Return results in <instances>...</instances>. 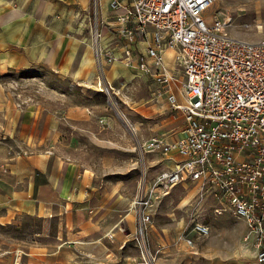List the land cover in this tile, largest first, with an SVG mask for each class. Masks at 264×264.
I'll list each match as a JSON object with an SVG mask.
<instances>
[{
	"label": "rangeland",
	"instance_id": "obj_1",
	"mask_svg": "<svg viewBox=\"0 0 264 264\" xmlns=\"http://www.w3.org/2000/svg\"><path fill=\"white\" fill-rule=\"evenodd\" d=\"M11 9L21 10V16L13 25H0L1 34L16 29L28 43L37 37L52 36L54 41L50 43L55 48L52 63L46 61L52 46L37 58L8 56L0 49V154H3L1 146L22 151L21 133L28 115L42 120L47 113L62 115L65 109L71 108L87 114L82 129L68 134L74 145L82 147L78 156L84 162L109 167L115 179L129 185L136 182L139 187L144 177L150 179L160 172L164 156L140 150L138 144L152 136L173 137L184 128L185 122L182 113L172 109L165 100L159 104L151 99L155 82L141 76L132 78L135 64L127 65L121 59L98 68L91 49L82 42L88 30L80 33L77 27L79 22L85 23L79 0H19L15 5L5 1L0 6V15ZM38 13L42 18L37 17ZM206 14L228 16L227 31L235 37L248 41L264 38V0H216ZM102 34H106L105 29ZM59 36L61 42L57 46ZM164 58L166 65L174 66V74L180 75L173 56ZM173 82L175 90L177 81ZM116 111L126 116L130 127L123 124ZM40 127L43 128L42 121ZM58 128L70 127L59 122ZM89 174L90 171L85 173ZM20 198L23 202L9 216H0V264H14L18 249L23 251L20 264H27L34 262L31 254L37 247L52 248L58 242L77 241L75 232L62 230L64 220L58 212L49 218V230H46L45 218L38 215L47 212L43 205L40 204L37 214L34 202H25L29 197ZM183 200H188V204L179 207ZM211 202L210 198L201 199L197 186L188 181L174 185L156 201L151 222L142 225V233L131 211L124 220L135 227L132 240L142 262L152 264L153 261L147 234L152 224L173 227L176 220L182 219L184 226L196 216L210 226V234L201 238L195 261L186 264H253L251 248L240 240L242 231L236 229L235 223L226 227L224 222V219L233 222L237 219L231 214L214 215ZM124 212L122 209L119 216ZM121 233L128 232L123 228ZM135 237L142 242L141 247ZM178 264H183V260Z\"/></svg>",
	"mask_w": 264,
	"mask_h": 264
},
{
	"label": "built area",
	"instance_id": "obj_2",
	"mask_svg": "<svg viewBox=\"0 0 264 264\" xmlns=\"http://www.w3.org/2000/svg\"><path fill=\"white\" fill-rule=\"evenodd\" d=\"M99 2L91 0L92 10L83 14L98 68L116 59L135 64L156 84L151 99L165 100L185 122L174 137L152 136L138 144L140 150L179 156L147 181L146 191L145 180L140 183L130 202L138 230L151 222L160 197L189 181L201 199L210 198L214 215L229 213L245 223L242 242L251 248L253 264H264V38L229 34L228 16L206 14L216 0H109L116 19L106 23L113 34L105 41ZM111 43L121 49L113 51ZM138 43L143 51L136 52ZM167 47L175 49L178 76L163 60ZM209 234L210 226L194 216L176 241L192 247ZM22 253L16 251L14 264Z\"/></svg>",
	"mask_w": 264,
	"mask_h": 264
},
{
	"label": "crops",
	"instance_id": "obj_3",
	"mask_svg": "<svg viewBox=\"0 0 264 264\" xmlns=\"http://www.w3.org/2000/svg\"><path fill=\"white\" fill-rule=\"evenodd\" d=\"M5 1H12L15 5L19 0H0V6ZM79 1L82 14L92 9L91 0ZM108 2L109 0L99 2V12L104 20L101 32L105 29V41L113 34V28L106 23L116 19V14L110 9ZM121 12L122 9H119L118 13ZM19 16L21 10L11 9L0 15V25H13ZM37 17L42 18L39 13ZM84 26V23H78L80 33L84 31ZM15 31L16 29H12L0 33V49L4 55L37 58L44 49L48 52L52 46L50 42L54 41L52 36H46L31 39L28 43L26 38L22 40L21 34ZM87 36L82 38V42L91 49ZM60 42L61 36L55 44L58 46ZM110 46L113 51L121 49L115 43ZM137 47L136 52L143 51V44L138 43ZM54 48L52 46L51 53L47 55L46 61L49 63H52ZM140 76L144 78L137 68L134 69L132 78ZM86 117L84 111L71 108L65 109L62 115L47 113L42 120L39 116L30 114L22 127V151L19 152L12 146H1L0 216H9L23 202L20 197L26 195L29 197L25 200L26 204L33 201L37 214L40 204L46 209V213L38 214L45 218L44 229L49 230V218L56 211L64 220L62 230L77 234V241L58 242L52 248L47 245L35 248L37 250L31 254L34 262L27 264H144L139 249L132 240L135 227L124 220L131 213L129 205L140 190L139 184L136 186V182H133L129 185L122 179L117 180L112 176L114 172L111 168H101L100 163L98 166H91L78 156L82 147L74 145L68 134H76V129H82V121ZM40 121L43 122V128H39ZM59 122L67 123L70 128L59 129ZM178 159L175 152L164 156V167L161 170L172 166ZM87 171H90L89 175H85ZM143 180L145 181L141 189L146 191L149 179L144 177ZM122 209L125 212L119 216ZM182 221L176 220L173 227H156L152 224L148 229L152 264H178L182 260L186 264L195 261L202 240L198 238L192 247L177 242L176 237L181 231ZM224 222L226 227L235 223L236 229L242 231V240L246 231L245 223L238 219L235 222L224 219ZM123 228L127 230V234L121 233Z\"/></svg>",
	"mask_w": 264,
	"mask_h": 264
},
{
	"label": "bare ground",
	"instance_id": "obj_4",
	"mask_svg": "<svg viewBox=\"0 0 264 264\" xmlns=\"http://www.w3.org/2000/svg\"><path fill=\"white\" fill-rule=\"evenodd\" d=\"M120 9H122V12L124 11V8L121 7ZM166 58H171V56H175V49L173 47H167L163 50V60ZM172 59V58H171ZM164 62L166 63V61L164 60ZM167 64V63H166ZM111 105H113V103H111ZM116 115L117 117L123 122V124L128 128L130 127V123L128 121V119L126 118V116L120 112V111H116ZM132 126V125H131ZM131 129V128H130ZM135 130V129H134ZM188 200H183V202L179 205V207H184L185 205L188 204ZM129 209H130V205H129Z\"/></svg>",
	"mask_w": 264,
	"mask_h": 264
}]
</instances>
